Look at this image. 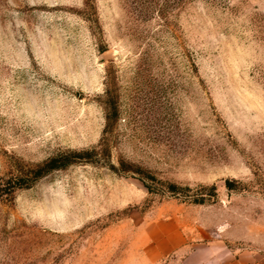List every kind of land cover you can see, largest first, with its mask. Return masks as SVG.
<instances>
[{"label":"rangeland","instance_id":"rangeland-1","mask_svg":"<svg viewBox=\"0 0 264 264\" xmlns=\"http://www.w3.org/2000/svg\"><path fill=\"white\" fill-rule=\"evenodd\" d=\"M172 223L264 250V0H0V264H173Z\"/></svg>","mask_w":264,"mask_h":264},{"label":"crops","instance_id":"crops-1","mask_svg":"<svg viewBox=\"0 0 264 264\" xmlns=\"http://www.w3.org/2000/svg\"><path fill=\"white\" fill-rule=\"evenodd\" d=\"M166 226L154 250L148 244L145 246L147 262L173 257V264H264L263 249L235 248L224 241L214 239L191 241L177 225L172 223L171 226Z\"/></svg>","mask_w":264,"mask_h":264},{"label":"trees","instance_id":"trees-1","mask_svg":"<svg viewBox=\"0 0 264 264\" xmlns=\"http://www.w3.org/2000/svg\"><path fill=\"white\" fill-rule=\"evenodd\" d=\"M77 157L80 158L82 156L77 154V153H74L73 155H66V156H62L60 158H52L50 161L46 162V164L44 166L39 168L38 174H39V172H43L45 170H51L53 168L63 167L65 165L69 164L70 162H72L73 160H75V158H77ZM172 186H174V185H172ZM227 186H231L230 181H227ZM195 202L196 203H203V201L201 199H197Z\"/></svg>","mask_w":264,"mask_h":264}]
</instances>
